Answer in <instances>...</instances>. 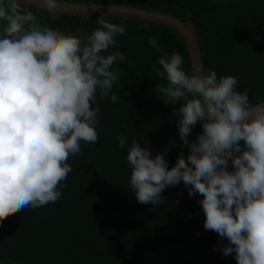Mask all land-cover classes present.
<instances>
[{
	"label": "clouds",
	"instance_id": "clouds-1",
	"mask_svg": "<svg viewBox=\"0 0 264 264\" xmlns=\"http://www.w3.org/2000/svg\"><path fill=\"white\" fill-rule=\"evenodd\" d=\"M42 7L55 13L57 0H42ZM0 22L2 221L22 208L60 199L66 187L61 182L73 171L69 156L81 153V141L98 140L97 95L117 102L111 90L121 70L112 66L127 57L119 51L103 54L126 31L104 15L96 21L101 27L82 38L40 25L20 0H0ZM148 44L159 47L154 37ZM157 63L152 71L166 81L157 87L162 101H183L174 114L188 154L169 169L163 152L152 156L135 139L129 146L121 134L118 147L128 149L129 189L138 203L159 205L167 187L183 182L189 196H202L204 228L227 239L223 255L234 253L237 264H264V105L253 106L246 90L237 91L235 76L218 79L211 69L206 75L186 74L179 53L162 55ZM197 122L202 131L190 143Z\"/></svg>",
	"mask_w": 264,
	"mask_h": 264
},
{
	"label": "trees",
	"instance_id": "trees-1",
	"mask_svg": "<svg viewBox=\"0 0 264 264\" xmlns=\"http://www.w3.org/2000/svg\"><path fill=\"white\" fill-rule=\"evenodd\" d=\"M62 1L115 3L189 21L196 30L203 74L211 69L218 79L235 76L236 90H246L253 106L264 102V0ZM26 10L40 25L82 38L101 27L96 23L99 16ZM104 18L126 29L116 37L117 45L103 53L119 51L127 57L112 66L121 70L111 90L118 100L97 95L98 140L81 141V153L69 156L73 171L61 182L66 187L60 199L37 209L22 208L0 221V264H237L234 253L225 256L221 251L227 239L204 228L202 196H189L183 182L167 187L159 205L138 203L129 189L128 149L118 147L121 134L129 146L135 139L152 156L163 152L169 169L178 156H187L174 114L183 101L164 103L157 87L166 81L152 71L153 65L159 67L158 57L175 52L183 58V70L192 75L185 42L161 24ZM150 37L158 48L149 46ZM201 131L197 122L189 142ZM240 144L244 150L243 141Z\"/></svg>",
	"mask_w": 264,
	"mask_h": 264
},
{
	"label": "water",
	"instance_id": "water-1",
	"mask_svg": "<svg viewBox=\"0 0 264 264\" xmlns=\"http://www.w3.org/2000/svg\"><path fill=\"white\" fill-rule=\"evenodd\" d=\"M20 3L25 5L26 8L33 9L35 11H46L42 7V0H20ZM87 5L88 4L57 0V12L55 13L58 15L84 17L100 15L111 17L118 16L124 19L141 20L170 27L171 29L178 32L185 42L192 73L197 75H199L200 72L203 73L196 30L191 22L181 21L169 15L153 12L150 10H143L133 6L118 5V7L113 8L112 4L97 3V7L93 9L88 8ZM257 105H264V102Z\"/></svg>",
	"mask_w": 264,
	"mask_h": 264
}]
</instances>
